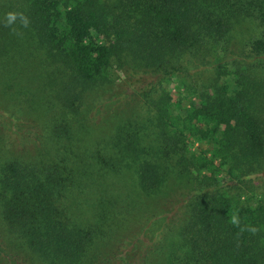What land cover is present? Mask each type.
I'll return each instance as SVG.
<instances>
[{"label": "trees", "instance_id": "trees-1", "mask_svg": "<svg viewBox=\"0 0 264 264\" xmlns=\"http://www.w3.org/2000/svg\"><path fill=\"white\" fill-rule=\"evenodd\" d=\"M0 264H264V0H0Z\"/></svg>", "mask_w": 264, "mask_h": 264}, {"label": "rangeland", "instance_id": "rangeland-1", "mask_svg": "<svg viewBox=\"0 0 264 264\" xmlns=\"http://www.w3.org/2000/svg\"><path fill=\"white\" fill-rule=\"evenodd\" d=\"M172 92H174V90H172Z\"/></svg>", "mask_w": 264, "mask_h": 264}]
</instances>
